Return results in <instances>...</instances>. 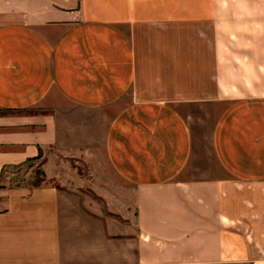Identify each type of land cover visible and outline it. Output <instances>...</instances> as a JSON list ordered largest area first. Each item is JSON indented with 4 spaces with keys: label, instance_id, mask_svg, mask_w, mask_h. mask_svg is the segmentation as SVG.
Wrapping results in <instances>:
<instances>
[{
    "label": "crops",
    "instance_id": "obj_1",
    "mask_svg": "<svg viewBox=\"0 0 264 264\" xmlns=\"http://www.w3.org/2000/svg\"><path fill=\"white\" fill-rule=\"evenodd\" d=\"M0 110V264H264V0H0Z\"/></svg>",
    "mask_w": 264,
    "mask_h": 264
},
{
    "label": "rangeland",
    "instance_id": "obj_2",
    "mask_svg": "<svg viewBox=\"0 0 264 264\" xmlns=\"http://www.w3.org/2000/svg\"><path fill=\"white\" fill-rule=\"evenodd\" d=\"M40 108L30 109L28 112L32 111H40ZM4 111L0 110V114ZM214 113L213 120L215 119V113L218 111H209ZM110 118L107 117H96L92 118V122L96 124L100 131H104L105 123L109 121ZM93 156L90 162H87L83 156H78L77 153L69 155V153H61L60 157H58L51 153L43 155L40 154L37 158H32L22 165H17L16 167H12L7 170L6 174L3 178V183L5 188H13L18 186H26L32 188L33 186H38L47 182H50L57 187H70L73 189L80 190V193L83 195L92 196L97 202H100L101 205L104 204L101 198L96 196L92 185L94 184L91 181V175L93 173H105L108 170L107 162L105 158H103V154H99L97 151ZM62 159V174L63 181L59 182L55 179L54 174V162ZM95 162V163H94ZM94 163V164H93ZM101 163L103 165H101ZM111 173V172H110ZM95 184H99L96 183ZM102 185L104 183H101ZM112 187L113 191L116 189L115 184L112 180H107L106 186Z\"/></svg>",
    "mask_w": 264,
    "mask_h": 264
}]
</instances>
